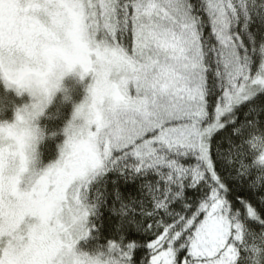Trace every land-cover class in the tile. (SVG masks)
Returning <instances> with one entry per match:
<instances>
[{"label":"snow or ice","instance_id":"snow-or-ice-1","mask_svg":"<svg viewBox=\"0 0 264 264\" xmlns=\"http://www.w3.org/2000/svg\"><path fill=\"white\" fill-rule=\"evenodd\" d=\"M73 19L79 41L111 54L112 82L90 91L94 104L103 108L107 93L115 107L102 128L97 119L77 134L70 122L60 159L31 191L0 173V264H63L97 230L91 218L111 173L139 179L141 197L108 188L120 223L104 217L116 238L97 247L111 264H264V194L244 179L264 167V0H74ZM238 106L252 117L236 122ZM224 158L230 180L218 171Z\"/></svg>","mask_w":264,"mask_h":264},{"label":"clouds","instance_id":"clouds-1","mask_svg":"<svg viewBox=\"0 0 264 264\" xmlns=\"http://www.w3.org/2000/svg\"><path fill=\"white\" fill-rule=\"evenodd\" d=\"M73 9L74 0H12L4 4L0 85L5 93L10 90L16 97L27 94L29 101L18 105L11 102V120L0 119V173L5 181L9 177L24 180L23 189L28 191L39 180L37 173L60 159L64 147L63 141L58 146L57 159L37 168L39 143L46 135H54L46 133L38 120L57 93L61 94L62 102L71 100L65 77L72 74L77 82H83L91 75L82 99L73 104L64 129L71 122L78 134L82 127L97 119L102 121V128L107 123L104 109L115 107L107 93L100 98L103 108L93 102L90 86L100 81L103 92V81L112 82L116 69L109 66L110 53L98 50L93 42L82 43L77 39ZM82 60L87 63L88 72H83ZM5 110L6 106L0 103V113ZM258 146L264 150V145ZM77 244L78 241L62 253L63 264H111L113 257L108 251L100 247L80 249Z\"/></svg>","mask_w":264,"mask_h":264},{"label":"trees","instance_id":"trees-1","mask_svg":"<svg viewBox=\"0 0 264 264\" xmlns=\"http://www.w3.org/2000/svg\"><path fill=\"white\" fill-rule=\"evenodd\" d=\"M78 99H76L77 103ZM67 116H71L72 106L70 108ZM63 107L62 105L59 106L58 110V117H63ZM253 113L250 108L238 106L234 109V119L236 122H243L248 120L252 117ZM70 118V117H69ZM264 118V108H261L260 113L257 114V119ZM64 123L62 120L59 121V126L54 123L50 126L52 130H55V134L50 136L49 145L44 147L42 152V158L44 163L48 162L49 160L53 159L55 155H57V148L60 145L62 138H63V127ZM57 128V129H56ZM221 136L223 137L220 141L221 148L223 151H227L230 147L229 140H230V129L226 126V128L222 131ZM239 143V141H236ZM230 158H224L221 160L222 167L225 170H222L218 166V171L221 172L222 175L226 176L229 180L233 178L234 169L232 168L231 164L229 163ZM247 180V179H246ZM115 182V183H114ZM238 183H242L238 181ZM109 186L112 187L113 191L120 192L122 196H127V198L132 199L133 201L140 200V180L137 178L132 179H125L121 177L118 173H111L106 178L103 179L102 183L99 186V191L101 193V201L98 207L97 215L91 218V222L98 226L97 230L90 235L87 241L86 250H92L97 247V245H103L107 239L109 238H116L114 235L106 232L103 230L104 225V217L105 216H112L115 223H120V217L117 214L112 213L113 207H119V202L115 201V199H109L108 188ZM128 189H134V191H127ZM253 190L257 193L263 194L261 189H258L256 186H253ZM262 231L261 226L257 225L254 227V233H260Z\"/></svg>","mask_w":264,"mask_h":264},{"label":"rangeland","instance_id":"rangeland-1","mask_svg":"<svg viewBox=\"0 0 264 264\" xmlns=\"http://www.w3.org/2000/svg\"><path fill=\"white\" fill-rule=\"evenodd\" d=\"M67 79H69V80H67ZM90 80H91V75L86 76L84 78L83 82H77V79L74 76H73V78H66L65 77L64 84H65V86H68L67 88H68V91L70 93V96L73 99V104L76 103V99H78L77 102H79L82 99V97L84 95V89L87 86V84L90 82ZM66 81H70L69 85H67L65 83ZM8 95H9V93H5L4 88L0 86V103L6 104L5 96H8ZM58 99L61 100V95H58ZM27 100H28V98L24 96L22 102H25ZM72 111H73V108H72ZM72 111H71V114H72ZM70 118H71V116H70ZM70 118H69V120H70ZM63 134H64V132H63ZM64 139H65V135H63V138H62V141L60 144L63 143ZM56 151H57V155H55V157L53 159L46 162V164H48L49 162H53L57 159L58 154H59V148H57ZM246 151H248L247 146H246ZM255 155H256V153L254 151H248L249 162H251V160L253 159V157ZM229 163L231 164L230 159H229ZM46 164L44 163V161L41 162L40 159H38L36 166H37V168L42 169ZM244 179L250 180L252 186H256L258 189H261L263 194H264V167H259V166L250 167L249 168V175L245 176ZM20 186L24 187V180L21 181ZM257 234L252 231L253 239L255 240V242L259 243V240L257 238ZM89 237L84 239V240L79 241L77 244V247L80 249H86V247H87L86 243H87Z\"/></svg>","mask_w":264,"mask_h":264},{"label":"flooded vegetation","instance_id":"flooded-vegetation-1","mask_svg":"<svg viewBox=\"0 0 264 264\" xmlns=\"http://www.w3.org/2000/svg\"><path fill=\"white\" fill-rule=\"evenodd\" d=\"M66 78H73V75L70 74L69 76H67ZM69 80V79H67ZM67 85H69L70 81H66L65 82ZM1 87H3V85H0ZM68 87V86H66ZM9 93L8 96H5L6 98V104H4L6 106V110L3 111V113H0V119H4V118H7L9 120H11L12 118V111H11V102H15L17 105L18 104H21V103H27L29 101V97L27 94H24L23 96L21 97H16L10 90L7 92ZM58 95H61L60 93H57L56 96L53 98L51 104L48 106V108L45 110V113L44 115H42L39 120H38V124L41 126V127H44L45 129V132L46 133H54L55 134V130H52L50 128L51 125H53L54 123L57 125V127L59 126V121L62 120V122H65L64 123V127L67 123V121H69V117L67 116L69 110H71V106L73 108V99L71 97V100L68 101V102H62L61 100L58 99ZM27 97L28 100L25 101V102H22L23 98ZM23 97V98H22ZM8 100V101H7ZM62 105L63 107V113L64 115H62L63 117H58V110H59V106ZM63 127V129H64ZM57 129V128H56ZM50 140V136H45L44 140L39 143L38 145V159H40L41 162H43V158H42V152H43V149L44 147L48 146L49 145V141Z\"/></svg>","mask_w":264,"mask_h":264}]
</instances>
